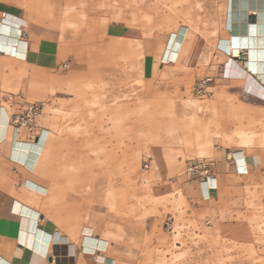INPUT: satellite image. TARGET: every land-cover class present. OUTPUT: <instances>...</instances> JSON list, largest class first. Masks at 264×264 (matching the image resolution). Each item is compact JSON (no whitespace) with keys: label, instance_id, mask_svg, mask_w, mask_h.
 I'll return each instance as SVG.
<instances>
[{"label":"rangeland","instance_id":"1","mask_svg":"<svg viewBox=\"0 0 264 264\" xmlns=\"http://www.w3.org/2000/svg\"><path fill=\"white\" fill-rule=\"evenodd\" d=\"M102 1L16 3L29 22L31 51L27 62L11 63L0 77V120L8 104L7 121H0L6 132L0 133L9 136L14 160L46 182L48 218L66 234L79 228L81 240L101 239L106 261L97 264H264V112L255 110L259 101L245 89V81L248 88L260 81L225 73L233 66L250 70L248 53L231 54V0H161L165 17L154 24L136 7L154 8L156 0L122 7L125 0ZM109 25L121 32L109 38ZM182 26L185 48L177 62H166L164 50ZM207 77L213 79L209 96H196L195 83ZM124 93L123 111L111 101ZM29 103L44 104L37 134L15 141L12 119ZM60 125L67 128L58 134ZM242 132L256 137L244 144ZM239 147L261 154L256 174L236 161V177L208 195L186 175L189 160L214 159L217 149L234 154ZM169 215L174 233L164 225Z\"/></svg>","mask_w":264,"mask_h":264},{"label":"crops","instance_id":"2","mask_svg":"<svg viewBox=\"0 0 264 264\" xmlns=\"http://www.w3.org/2000/svg\"><path fill=\"white\" fill-rule=\"evenodd\" d=\"M16 3L17 0H0V22H3L5 15L8 14L22 16V10ZM25 28L12 35L8 34V27L1 30L3 34L0 35V43L5 45V48H0V77L7 73L5 68L11 63L27 62L31 48ZM119 32L121 29H114L111 25L105 29V34L109 38ZM10 46H14L22 56L10 55ZM240 67L233 66L232 69L227 67L225 73L231 72L232 76L238 78L242 76L246 79L255 78L249 71L246 72V68ZM245 83L247 84V81ZM246 84L248 94L259 101L254 104L255 110L264 112V85L258 83L248 88ZM2 107L1 122L4 119L7 121L8 104L3 102ZM11 128L15 141L28 140L25 132H17L12 126ZM10 143L9 136L1 137L0 133V158L5 159L6 165V168L0 169V255L6 257L12 264H97L106 261L105 257L101 258L103 261L99 259L103 254L98 238L81 240L78 229L66 234L48 218L49 213L46 209L50 206V198L46 182L38 172L28 170L14 160L9 152ZM246 149L236 148L234 158L238 166L248 171V175L256 174L258 169H262L261 154L250 153ZM214 159L217 161L215 182L217 188L208 191L205 185H201L207 195L217 194L222 188L221 184L227 182L229 177H236L235 163L227 160L225 150L217 149Z\"/></svg>","mask_w":264,"mask_h":264},{"label":"bare ground","instance_id":"3","mask_svg":"<svg viewBox=\"0 0 264 264\" xmlns=\"http://www.w3.org/2000/svg\"><path fill=\"white\" fill-rule=\"evenodd\" d=\"M102 0H95V2L99 3ZM112 1V0H110ZM120 1V0H117ZM129 1V2H128ZM131 0H125V2H119V6H125L126 2H128V4H132L133 2H137V0H132V3H130ZM161 0H156V5L157 7L154 6V8L149 7L148 5H145L144 1H142V3L139 7H136L138 9H140L143 12L147 13L146 14V18L147 20H149V24L152 21L156 19H160L163 17H165L162 13L163 10L158 8V2H160ZM164 1V0H163ZM163 1H161L162 3H164ZM29 2V1H28ZM27 2V3H28ZM104 2V1H102ZM113 2V1H112ZM115 2V0H114ZM118 3V2H116ZM116 3H114L116 5ZM138 3V2H137ZM147 3V2H146ZM13 4V3H12ZM15 4V3H14ZM19 4V3H18ZM17 4V5H18ZM33 4V2H32ZM92 4V2H91ZM101 4V3H100ZM108 4H110L108 2ZM125 4V5H124ZM153 4V3H152ZM160 4V3H159ZM98 4H96L97 6ZM106 5V4H105ZM85 6V5H84ZM91 6V5H90ZM94 6V7H96ZM111 6V4H110ZM118 7V5H116ZM129 6V5H126ZM163 6V5H162ZM34 7V6H33ZM112 7V6H111ZM164 7L168 10H171L172 12H174L172 10L171 7H169L168 5H166V3L164 4ZM83 8V6H82ZM88 8V7H87ZM89 9V8H88ZM119 9V8H118ZM121 9V8H120ZM137 9V10H138ZM97 10V9H96ZM108 10V9H107ZM123 10V9H121ZM120 10V11H121ZM85 11V10H83ZM100 11V10H99ZM66 12H68V9H66ZM92 13V12H91ZM106 13V12H105ZM112 13V12H111ZM95 14V12H94ZM99 14V12H98ZM108 13H106L107 15ZM118 14H121L118 13ZM130 14V13H129ZM93 15V13H92ZM109 15V14H108ZM131 15V14H130ZM230 25H231V29H232V36H231V40L232 41V48H231V54L233 58H239L241 56V54L243 52L248 53L249 55V62L247 63V66L249 67L250 70H252L255 74V77L260 81V83H262L264 85V0H231L230 3ZM118 16V15H117ZM121 17V16H120ZM118 18V17H117ZM91 19V18H89ZM116 19V18H115ZM120 20V19H119ZM138 21V20H137ZM92 22V21H91ZM142 24V23H141ZM148 24V25H149ZM95 25V24H94ZM128 25V23H127ZM29 26V22L25 17L22 16H18V15H14V14H8L5 15L4 17V21L0 22V35H2L3 33H1V30L4 29V27H8L9 31L8 34L12 35V34H18L20 32L21 29H23L24 27ZM86 27V26H85ZM147 27V26H146ZM97 29V28H96ZM188 29V28H187ZM78 31V30H77ZM173 38H171L170 43H169V47L166 46L165 50H164V55H163V59H166V62H172L175 63L178 61L180 53L183 51V49L185 48V41L187 40L188 37V32L185 30V27H179L178 30L176 32H174L173 34ZM97 35L96 34H92L91 38L96 39ZM171 37V36H170ZM111 40V39H110ZM117 40V39H115ZM129 40V39H128ZM80 41V40H79ZM137 41V40H136ZM116 42V41H115ZM129 43V41H128ZM137 43V42H136ZM135 43V44H136ZM83 44V43H82ZM102 45V44H101ZM104 45V44H103ZM115 45V44H113ZM112 45V46H113ZM106 46V45H105ZM108 47H110L109 45H107ZM117 45H115L116 47ZM4 47L2 43H0V48ZM104 47V46H103ZM103 47H101L103 49ZM9 48V47H8ZM123 48V47H122ZM135 47H133L134 49ZM93 49V47H92ZM115 49V48H114ZM118 49V48H117ZM132 49V50H133ZM101 50V49H99ZM112 50V49H110ZM119 50V49H118ZM10 51L12 56L17 57L18 55L20 56L19 51L14 47V46H10ZM89 51V50H88ZM117 51V50H116ZM126 51V50H125ZM137 51V50H134ZM133 51V52H134ZM2 52V51H1ZM119 52V51H118ZM122 52V51H120ZM131 52V51H130ZM106 53V52H104ZM22 54V53H21ZM108 54V53H107ZM111 55L113 54L110 53ZM132 55V54H131ZM134 55V54H133ZM132 55V56H133ZM8 56V55H7ZM22 56V55H21ZM20 56V57H21ZM101 56V55H100ZM104 56V55H102ZM108 56V55H106ZM110 56V55H109ZM130 56V55H129ZM19 57V58H20ZM86 57H87V53H86ZM112 57V56H111ZM109 57V58H111ZM138 57V56H137ZM24 58V57H22ZM80 58V57H78ZM108 59V58H107ZM128 59V58H127ZM126 59V60H127ZM109 60V59H108ZM81 61V60H80ZM248 61V60H247ZM246 61V62H247ZM102 63V62H100ZM244 66V65H243ZM138 67H140L138 65ZM96 68V67H94ZM106 68V67H105ZM120 68V67H119ZM108 69V68H107ZM100 70V69H99ZM106 70V69H105ZM109 70V69H108ZM106 70V72L108 71ZM117 71V69H114ZM249 70V71H250ZM87 71V70H86ZM110 71H112V69H110ZM120 71V69H119ZM105 72V74H106ZM123 72V71H122ZM112 73V72H111ZM110 73V75H111ZM116 73V72H115ZM124 73V72H123ZM251 73V72H250ZM114 75V74H113ZM112 75V76H113ZM116 75V74H115ZM122 75V74H121ZM114 77V76H113ZM113 80V79H112ZM107 81V80H106ZM93 82V81H92ZM108 83V82H107ZM137 84H141V81L138 80L136 81ZM136 84V85H137ZM97 85V84H95ZM101 85V84H100ZM98 86V85H97ZM98 87H102V86H98ZM106 87V86H105ZM114 87V86H113ZM132 88V87H131ZM83 91V90H82ZM121 91V90H120ZM135 91V90H134ZM122 93V92H121ZM132 93V92H131ZM120 94V93H119ZM129 95V94H128ZM129 97V96H128ZM134 97V95H133ZM99 98V97H98ZM127 95H118L116 96L112 101H111V105H117L119 108H122L123 106H125L124 101H126ZM100 99V98H99ZM129 99V98H128ZM101 100H104L103 97L101 98ZM109 101V100H108ZM129 101V100H128ZM127 102V101H126ZM190 104L192 102H189ZM91 106L97 107L99 105V102L96 100H93L91 103ZM101 104V103H100ZM105 104V103H104ZM107 104V103H106ZM105 104V105H106ZM188 105V103H186ZM189 104V105H190ZM108 105V104H107ZM128 106V104H126ZM130 105V103H129ZM188 105V106H189ZM90 107V105H89ZM88 107V108H89ZM106 106H103V104L101 105V108H105ZM129 107V106H128ZM128 107H126L128 109ZM100 108V107H99ZM98 108V109H99ZM108 110V109H107ZM106 110V111H107ZM124 111V107L123 109H120ZM119 110V111H120ZM103 111V110H102ZM105 111V112H106ZM63 112H65L63 110ZM93 112H95L93 110ZM92 112V110H90V116L93 117L97 114L94 115V113ZM121 112V111H120ZM126 112V111H125ZM102 113V112H101ZM64 115H66V113H64ZM104 116V114H103ZM113 116V115H112ZM115 116V115H114ZM102 117V116H101ZM195 117V114H194ZM67 128L66 125H60L57 129L56 132L58 134H61L65 129ZM0 129L3 131V133L6 132V124L5 122H3L0 125ZM240 135L243 138V142L244 144H250L252 143V141L254 140V138L256 137V134L253 133H245L242 132L240 133ZM103 140V139H102ZM106 140V139H105ZM64 140L61 141H54V143L52 142L50 146H53L52 149H54L55 147H58V145H62V142ZM107 144V143H105ZM262 144L264 145V135L262 137ZM108 145V144H107ZM201 154H205L204 151H201ZM104 158V157H103ZM88 159V157H87ZM106 159V158H105ZM89 160V159H88ZM107 160V159H106ZM90 163V162H89ZM127 163V162H126ZM57 164V163H56ZM135 165V161L132 160L131 162H128V167L129 168H133ZM91 184V183H90ZM94 184V183H93ZM92 184V185H93ZM75 189V188H74ZM87 189H91V186H87ZM90 191V190H89ZM48 192V189H47ZM91 194V192H89ZM88 193V194H89ZM74 203V202H73ZM76 207V205H75ZM17 209V208H16ZM18 211V209H17ZM72 211V210H71ZM76 211V210H75ZM78 212V211H77ZM69 213V212H68ZM76 214V213H75ZM78 226V225H77ZM77 226L75 228H77ZM79 227V226H78ZM77 230V229H76ZM79 230V228H78ZM87 238L90 239H95L94 236L91 235H87ZM101 240V239H100ZM106 241V240H105ZM86 243V242H85ZM104 257L103 255L99 256V259L102 260L101 258ZM104 260V259H103ZM102 260V261H103ZM0 264H12L6 257L0 255Z\"/></svg>","mask_w":264,"mask_h":264},{"label":"built area","instance_id":"4","mask_svg":"<svg viewBox=\"0 0 264 264\" xmlns=\"http://www.w3.org/2000/svg\"><path fill=\"white\" fill-rule=\"evenodd\" d=\"M240 58V57H239ZM213 79L210 77L197 80L194 85L193 93L198 97H206L210 94V88ZM44 104L29 103L26 109L15 115L12 119V127L17 131L26 133L28 140L33 139L38 131V121L42 115ZM227 160L235 163L236 159L231 152L226 153ZM144 170L151 169V161L147 160L143 164ZM185 173L188 177L197 180L201 185H205L208 191H214L217 186L215 184L217 178V161L212 158H198L189 160L185 167ZM168 232H175V219L169 215L164 223Z\"/></svg>","mask_w":264,"mask_h":264}]
</instances>
